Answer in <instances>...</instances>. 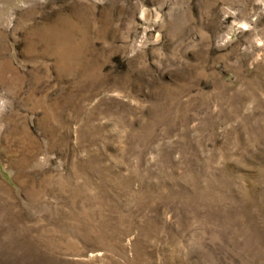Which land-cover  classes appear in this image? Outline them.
I'll list each match as a JSON object with an SVG mask.
<instances>
[{
	"label": "rangeland",
	"instance_id": "rangeland-1",
	"mask_svg": "<svg viewBox=\"0 0 264 264\" xmlns=\"http://www.w3.org/2000/svg\"><path fill=\"white\" fill-rule=\"evenodd\" d=\"M0 264H264V0H0Z\"/></svg>",
	"mask_w": 264,
	"mask_h": 264
},
{
	"label": "bare ground",
	"instance_id": "bare-ground-1",
	"mask_svg": "<svg viewBox=\"0 0 264 264\" xmlns=\"http://www.w3.org/2000/svg\"><path fill=\"white\" fill-rule=\"evenodd\" d=\"M51 28V27H50ZM54 33V32H53ZM62 34V33H61ZM53 37V36H52ZM45 39V38H44Z\"/></svg>",
	"mask_w": 264,
	"mask_h": 264
}]
</instances>
